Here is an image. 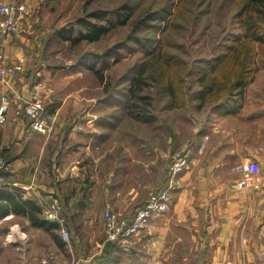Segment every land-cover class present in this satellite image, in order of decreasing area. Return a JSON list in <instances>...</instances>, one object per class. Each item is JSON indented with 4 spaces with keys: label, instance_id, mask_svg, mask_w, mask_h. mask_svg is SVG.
Listing matches in <instances>:
<instances>
[{
    "label": "rangeland",
    "instance_id": "1",
    "mask_svg": "<svg viewBox=\"0 0 264 264\" xmlns=\"http://www.w3.org/2000/svg\"><path fill=\"white\" fill-rule=\"evenodd\" d=\"M17 1L32 8L31 16L26 21L23 19L20 22L19 30L9 35L10 40L7 43H9L10 52L16 50L12 54H18L13 59L22 60L24 53L27 55L30 50L36 49L31 51L28 59L31 64L30 69L38 71L39 74H35L34 71L29 72V80L33 83L38 80L50 82L51 86L58 85L57 97L53 100V104L63 103L62 109L68 112L85 110L86 114H99L101 119L99 118L97 122L104 121L107 124L108 138L113 140L112 144L124 143L125 151L129 157L134 158L131 164L134 174L140 172L143 162H147V168L151 169L146 179L141 178L140 175L130 177L133 181L135 180L133 188L137 189V192H124L125 196L129 197L124 205L113 206V208L107 206L102 209L103 205L98 204L96 214L91 217L93 231L87 230V236L83 233L79 235L81 241L87 242L89 251L95 250V239L103 237L105 241V209L109 208L120 219L130 220L133 210L144 204L150 191H158L166 186L167 169L174 153L183 151L187 155L188 167L179 174L183 176L191 164L203 162L205 146L209 147V150L210 146L219 144L223 148H220L217 155L226 159H228L226 156H229V163L239 159L234 149L231 152L229 148V145L234 142L238 141L242 147H251L252 154L259 147L263 150L264 66L260 53L256 54L255 69L249 73L247 83L244 85L239 105L241 109L237 116L229 119L226 115L211 114L207 118L210 106L198 107L194 97L198 85L194 82V74L190 72V69L200 58L221 52L223 41L230 40L229 35H235L238 32L236 13L240 4L238 5L237 0H36L38 4L34 7L31 4L32 0ZM85 20H99L105 25L112 26L108 32L94 41L82 39L73 43L72 40L56 37L55 31L61 27L67 30L72 29L69 32L72 36L75 35L76 29L85 30L81 23H78H84ZM52 32L54 36L45 43ZM164 37H167L168 42L166 55L171 57L174 64L172 68L176 67L180 76L182 75L178 90L181 98H178L180 103L184 102V105L173 106L168 102V98L160 90L159 82L152 72L154 67L148 65L144 75L145 84L139 94L150 98L149 108L156 120L138 124L125 113L124 100L129 78L131 75L134 78L146 64L159 55ZM1 54L0 61L4 59L7 64L20 63L23 66L21 62L6 60L5 56L12 54L9 55L5 51L3 40L0 41ZM15 73L9 77V86L0 81L12 91L17 101L14 112L17 115L25 114L23 111L25 102L32 97L41 96L44 113L47 100L42 90L35 87L31 98L24 99L21 93L12 87V77ZM98 73L103 75L102 80L98 78ZM8 102H4L6 108ZM90 103L92 104L89 105ZM43 113L42 119L49 122L44 118L45 113ZM163 154H165L164 160L158 158V155ZM262 158L264 163V154ZM162 166L165 169L164 178L159 181ZM237 170L235 167V171L228 177L221 171L220 177L224 181L220 188L227 190L229 187L240 188L245 185L244 180L232 183V180L236 178ZM254 175L257 178L263 176L261 165L260 171ZM127 180L125 188H128L126 186L132 182L130 179ZM145 181L144 185L142 182ZM183 181L182 178L181 184L170 189L171 204L167 211L156 218H151L148 228L136 236H129L119 241L125 246L132 247V251L139 252V264H202L199 259L201 258L199 250L195 247L197 234L193 230L195 227L198 228L202 217L186 216V219L181 222L174 220L176 224H171L170 231L167 232L166 237H163V241L166 240V242H163L161 248L155 251V258L151 257L147 250L150 237L147 231L154 221L161 222L163 215L173 212L175 206L184 210L202 207L201 200H197L195 190L197 184L192 191L187 192L186 199L179 198V187L187 186L183 184ZM241 181L243 182L241 186H234ZM251 182L254 187L258 188L260 185L257 179ZM188 188H191V185ZM132 197L134 199L131 201ZM60 205L63 211L62 204ZM183 226L188 227V230ZM66 229L68 231V227ZM80 251L84 253L83 249ZM39 263L54 264L49 257L24 264Z\"/></svg>",
    "mask_w": 264,
    "mask_h": 264
},
{
    "label": "crops",
    "instance_id": "2",
    "mask_svg": "<svg viewBox=\"0 0 264 264\" xmlns=\"http://www.w3.org/2000/svg\"><path fill=\"white\" fill-rule=\"evenodd\" d=\"M31 4L37 6L38 1L32 0ZM26 7L29 14L25 21L32 9ZM9 38L3 39V45L10 55L16 50L10 52ZM32 50L24 53L21 61L13 59L17 53L5 56L8 62L23 64V70L12 77V87L24 99L31 98L35 87L42 90L47 100L44 118L53 124V130L44 134L30 129L27 115L14 112L17 101L12 91L0 83V105L5 99L9 101L4 111L6 120L0 122V154L10 162L0 171V264H24L44 257L51 258L54 264H139V252L132 251L129 245L109 242L105 246L103 237H99L95 239V250L89 251L87 242L81 241L79 235L87 236V230L93 231L91 217L96 214L98 204L103 205L102 209L124 205L129 198L124 192H137L133 188L135 180L130 177L140 175L146 179L151 169L143 162L140 172L134 174L131 165L134 158L129 157L124 143L112 144L107 124L97 122L101 119L99 114H86L85 110L68 112L62 109L63 103L53 104L58 85L29 80V72L34 71L28 59ZM50 72L53 73L51 69ZM34 73L39 74L36 70ZM240 109L226 117L237 116ZM205 148L203 162L191 164L181 176L187 186L179 187L178 192L180 199H186L187 192L197 184V200H201L202 207L184 210L175 206L173 212L163 215L161 222L154 221L147 231L148 253L155 258V251L161 248L171 224H176L174 220L202 217L198 228L193 229L197 234L195 247L199 253L202 250L199 258L202 264H264V148L259 147L252 154L251 147L234 142L229 148L231 152L234 149L239 159L233 163L228 162L229 156L226 159L217 155L223 148L219 144L209 150ZM158 158L164 160L165 154ZM250 160L261 165V178L244 170L243 165ZM235 167L238 170L232 183L244 180L245 185L220 188L224 181L221 171L228 177ZM164 170L162 166L159 181L164 178ZM127 179L132 182L125 188ZM255 179L260 183L258 188L252 186ZM50 198L62 204L70 232L68 241L62 239L57 225L42 215L43 204ZM183 228L188 230L186 226Z\"/></svg>",
    "mask_w": 264,
    "mask_h": 264
},
{
    "label": "trees",
    "instance_id": "3",
    "mask_svg": "<svg viewBox=\"0 0 264 264\" xmlns=\"http://www.w3.org/2000/svg\"><path fill=\"white\" fill-rule=\"evenodd\" d=\"M237 1L238 5L240 4L238 13H236L238 32L235 35H229L230 40L223 41L221 52L213 56L200 58L190 69V72L194 74L193 80L198 85V90L194 95L198 107L209 105L211 108L207 118L211 114L227 115L237 111L240 108L243 88L247 83L249 73L255 69L256 54L260 53L262 55L261 62L264 66V0ZM94 14H97V12H94ZM83 22L78 23H81L80 25L85 30L76 29L75 35L72 36V33H69L72 29L67 30L61 27L55 31L56 37L63 40H72L73 43L82 39L94 41L99 39L103 33L108 32L112 26L105 25L99 20H85ZM53 36V32L50 33L45 43ZM167 46V37H164L159 55L146 64L144 69L139 71L134 78L132 75L129 78L127 95L124 100L125 113L138 124L141 122L150 123L156 120L155 115L151 113L152 111L149 108L150 98L139 94L145 84L144 75L148 65L154 67L152 72L159 82L160 90L168 98V102L173 106L181 107L184 105V102L180 103L179 101L181 95L178 91L182 75L180 76V72L176 67L172 68L173 61L170 56L166 55ZM98 78L102 80L103 75L98 73ZM109 242L116 243V241H104V245L106 246ZM201 254L202 250L199 256Z\"/></svg>",
    "mask_w": 264,
    "mask_h": 264
},
{
    "label": "built area",
    "instance_id": "4",
    "mask_svg": "<svg viewBox=\"0 0 264 264\" xmlns=\"http://www.w3.org/2000/svg\"><path fill=\"white\" fill-rule=\"evenodd\" d=\"M29 11L25 5L17 0H10L0 3V41L9 36L11 33H16L19 30L20 22L25 19ZM2 54L0 55V58ZM23 66L18 64H7L4 59L0 61V81L9 86V77L16 71L21 72ZM18 98L20 96L17 95ZM7 101V99H5ZM6 105H0V122L5 121L4 111ZM23 111L29 118V127L32 130L39 131L44 134H50L53 126L50 122L42 119L44 111V103L41 96L32 97L25 102ZM17 112H19L17 110ZM10 162L0 154V171L6 169ZM187 155L183 151L176 152L172 155V161L167 169L166 186L158 191H150L146 201L140 207H137L129 220L120 219L117 215L107 208L104 213L105 220V241H123V239L139 234L141 231L147 229V225L151 218H156L169 208L170 195L169 191L173 187L181 184V176L179 175L183 169H187ZM244 170L249 174H257L260 171V164L256 161H248L243 166ZM241 181L238 185L241 186ZM2 181L0 179V185ZM42 215L49 221L55 223L59 233L64 241H68V231L66 229V218L61 209L58 200L50 198L45 201L42 207ZM43 264V263H39Z\"/></svg>",
    "mask_w": 264,
    "mask_h": 264
}]
</instances>
